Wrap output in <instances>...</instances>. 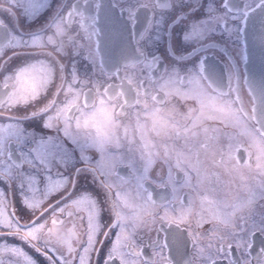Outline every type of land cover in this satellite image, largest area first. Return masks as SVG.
Returning a JSON list of instances; mask_svg holds the SVG:
<instances>
[{"label": "snow or ice", "instance_id": "6c2138e0", "mask_svg": "<svg viewBox=\"0 0 264 264\" xmlns=\"http://www.w3.org/2000/svg\"><path fill=\"white\" fill-rule=\"evenodd\" d=\"M48 6L0 0V183L26 209L0 189V264H264V83L206 58L211 33L264 24V0L177 16L163 57L147 49L178 0L58 2L21 30Z\"/></svg>", "mask_w": 264, "mask_h": 264}, {"label": "flooded vegetation", "instance_id": "af4514ba", "mask_svg": "<svg viewBox=\"0 0 264 264\" xmlns=\"http://www.w3.org/2000/svg\"><path fill=\"white\" fill-rule=\"evenodd\" d=\"M48 7H45L40 12L39 16L36 19L32 20L30 23L27 21H22L20 24V28L23 32H33L38 28H41L44 24H46L49 18L52 16L55 8L54 5L58 2L67 3L69 0H47ZM220 0H216V3L219 4ZM211 3V0H178V6L174 8V10L169 13V15L165 18L164 23L162 24V30L160 32V39L156 42L151 43L148 47V51L152 54L157 56L163 57V55L169 50L173 39L180 40L181 35L183 34L184 24H173V20L176 19L177 16L184 22H192L199 20L201 23L204 22V17L206 15L204 9L208 7ZM175 28V32L173 29ZM163 29H166L163 30ZM131 31V28H129ZM211 39L214 41V45L209 46V49L206 53V58L209 64L214 65L217 69H227L228 64L232 63L234 66L239 65L241 71L243 70V62L241 60V53H244L242 37L237 39L235 37H230L227 33H224L221 30H217L211 33ZM181 44H184V41H180ZM188 51L191 52L194 45H186ZM31 55L23 54L17 57H12L9 62L6 71H12L16 67L26 63L28 60L33 59ZM200 52L197 51L193 55L189 56L188 59L191 61H199ZM171 57H169V60ZM80 71L86 72L90 65L85 61L81 60L80 62ZM191 67V64L188 65ZM3 73H0L2 76ZM246 99V98H245ZM25 127H29L31 125L30 121H25ZM209 123H214L209 121ZM32 127H35L32 125ZM232 131L231 129H228ZM241 139L247 140L246 137H241ZM18 150V149H17ZM223 179L228 181L230 178L228 176H224ZM79 187L82 190H89V191H96L99 192V189L96 188V185L91 181V179H81ZM0 189H5L11 193V198L15 202L17 211L21 214H26V209H23V206L20 204V196H19V189L9 188L8 185L0 183ZM107 219V217H105ZM208 227V225H205ZM260 239L259 234H257L256 244L255 247L260 246ZM43 260V258H40ZM46 264V262H45Z\"/></svg>", "mask_w": 264, "mask_h": 264}, {"label": "water", "instance_id": "95a60500", "mask_svg": "<svg viewBox=\"0 0 264 264\" xmlns=\"http://www.w3.org/2000/svg\"><path fill=\"white\" fill-rule=\"evenodd\" d=\"M264 35V24L257 18L255 24H249L242 32V40L247 60L243 62V70L250 80L260 85L264 83V44L260 38Z\"/></svg>", "mask_w": 264, "mask_h": 264}]
</instances>
